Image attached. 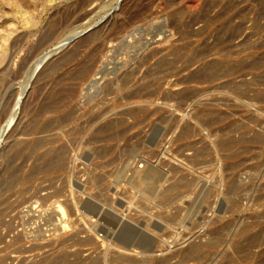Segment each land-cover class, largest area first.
Wrapping results in <instances>:
<instances>
[{
  "label": "rangeland",
  "instance_id": "374dc122",
  "mask_svg": "<svg viewBox=\"0 0 264 264\" xmlns=\"http://www.w3.org/2000/svg\"><path fill=\"white\" fill-rule=\"evenodd\" d=\"M21 2L0 3V264H264V0Z\"/></svg>",
  "mask_w": 264,
  "mask_h": 264
},
{
  "label": "bare ground",
  "instance_id": "6f19581e",
  "mask_svg": "<svg viewBox=\"0 0 264 264\" xmlns=\"http://www.w3.org/2000/svg\"><path fill=\"white\" fill-rule=\"evenodd\" d=\"M0 3H1V5L3 6V8H10V10L11 11H13V9L14 8H16V7H19V4L20 3H22L21 2V0H0ZM208 4V3H207ZM211 5V4H210ZM20 8H21V4H20ZM19 8V9H20ZM25 8V7H24ZM22 9V8H21ZM23 10V9H22ZM7 11V10H6ZM11 11L9 12V16H12V15H10V13H11ZM221 11V10H220ZM209 12V11H208ZM22 14V13H21ZM24 14V13H23ZM23 14H22V16H23ZM15 15V14H14ZM13 15V16H14ZM25 15V14H24ZM27 15V14H26ZM8 16V17H9ZM204 16V15H203ZM219 16V15H218ZM30 18H32V17H30ZM30 18H23L22 17V19H24L23 20V25H24V23L26 24H28V23H32L33 22V20H31ZM219 18V17H218ZM205 20H206V17H205ZM13 21V20H12ZM232 21V20H231ZM9 22V21H8ZM20 22V21H19ZM78 22V21H77ZM189 22V21H188ZM22 23V22H21ZM171 24V23H170ZM173 24V23H172ZM207 24V23H206ZM187 25V24H186ZM205 28V27H204ZM200 30V29H199ZM102 32V31H101ZM189 33V32H188ZM73 34H75V32L73 33ZM192 34H195V33H192ZM4 35V34H3ZM3 35H1L0 34V38H2V40L1 41H4V42H7V39H6V36H3ZM198 35V34H197ZM103 37H105V35L103 36ZM91 40V39H90ZM104 41V40H103ZM4 44V43H3ZM14 44V43H13ZM6 45V44H5ZM4 45V46H5ZM16 45V44H15ZM101 45H103V43L101 44ZM2 49V48H1ZM5 49V48H4ZM101 49V48H100ZM34 52V51H33ZM80 52V51H79ZM1 53H4V50H3V52H1ZM74 51H72L71 53H69V55H67L66 57H64V58H70L71 57V55H73L74 56ZM105 54V53H104ZM1 55V54H0ZM97 55H98V48H94L93 50H92V52H90L87 56H85V57H83V58H81V59H79V60H77V62H75V65L78 67V69H77V71H78V79L80 80V81H82L85 77H87V76H89V74L92 72V70H93V66H94V63L96 62V57H97ZM69 56V57H68ZM77 57V56H76ZM4 58V57H3ZM62 58V57H61ZM60 59V58H59ZM99 59V58H98ZM69 60V59H68ZM67 60V61H68ZM63 60H61V62H62ZM4 61L2 60V58L0 57V64L1 63H3ZM10 62V61H9ZM40 62V61H39ZM59 62H60V60H59ZM60 62V63H61ZM66 62V61H65ZM1 66V65H0ZM8 67H9V65L8 64H6V65H4V66H2L1 68H0V81H3V79H4V74H5V72L7 71V69H8ZM71 71V70H70ZM104 71H106L105 69H104ZM154 71V70H153ZM97 72H99V71H97ZM100 72H102L101 70H100ZM103 74H104V72H102ZM71 74V73H70ZM73 74V73H72ZM96 74H98V73H96ZM102 74V76H103V78H104V75ZM108 75V74H107ZM72 76V75H71ZM101 76V77H102ZM105 76H106V74H105ZM67 77H69V76H67ZM73 77V76H72ZM6 79V78H5ZM76 80V79H75ZM92 80V79H91ZM10 81V80H9ZM88 82H90V81H88ZM100 82V81H99ZM71 83V82H70ZM97 83V82H96ZM69 84V83H68ZM73 84V83H72ZM93 84V86H96V84L93 82L92 83ZM97 84H99V83H97ZM91 85V84H90ZM69 86V85H68ZM98 86V85H97ZM105 86H106V83H105ZM107 88H110V83H107ZM5 87V86H4ZM99 88V87H98ZM106 88V87H105ZM106 88V89H107ZM63 89V88H62ZM135 90H136V88H135ZM28 91V90H27ZM133 94V93H132ZM137 94V93H136ZM66 95V94H65ZM133 95H135V94H133ZM132 95V96H133ZM131 96V95H130ZM129 96V97H130ZM139 96V95H138ZM21 97V96H20ZM134 98V97H133ZM10 99V98H9ZM19 99H18V101L16 102V105L18 106L19 105ZM15 103V102H14ZM12 104V103H11ZM12 106V105H11ZM14 108H16V107H14ZM18 108V107H17ZM49 108V107H48ZM136 109V108H135ZM17 110V109H16ZM54 110V109H53ZM52 110V111H53ZM6 111H8V110H6ZM50 111V110H49ZM16 112V111H15ZM133 112V111H132ZM6 114V113H5ZM133 114V113H132ZM7 115V114H6ZM8 116V115H7ZM7 116H6V118H7ZM15 118H14V116L13 115H11V113H9V118H8V121H6V123H7V126H10L11 125V123H12V121L14 120ZM122 116H119V117H117V120L116 121H119V120H121L122 121ZM2 120V119H1ZM90 121V120H89ZM107 122V121H106ZM111 122H115V121H113V120H108V122L107 123H111ZM46 126V125H45ZM37 128V127H36ZM106 127L104 126H100L99 127V130L96 132V133H98V134H100V136H101V134H103V133H105V131H106V129H105ZM33 130V129H32ZM36 130V129H35ZM35 130H34V133H35ZM185 130V129H184ZM158 131V130H157ZM155 134V133H154ZM32 135H33V133H32ZM157 135V134H156ZM159 135V134H158ZM2 137H3V134L2 133H0V142L2 141ZM100 138V137H99ZM152 138V137H151ZM225 138V137H224ZM39 139V142L43 139L41 136H38L37 137V139L36 140H38ZM89 140V139H88ZM226 140H228V139H226ZM38 143V142H37ZM41 144H43V143H41ZM37 146V145H36ZM38 157V156H37ZM38 159V158H37ZM36 168V167H35ZM30 176V175H29ZM148 176H150V175H148ZM18 179V178H17ZM158 179V178H157ZM168 191V190H167ZM169 193V192H168ZM167 195V194H166ZM92 206V205H91ZM62 213H63V215H64V211H62ZM62 215V216H63ZM64 217V216H63ZM66 217V216H65ZM125 223V222H124ZM129 223V222H128ZM131 224V223H130ZM127 229V228H126ZM125 229H123V231H124ZM129 230V229H128ZM127 231V230H126ZM124 231L123 233H124V235H125V237H124V241H122L123 242V244H124V246H120V247H124V249L126 250V248H130V247H137V248H141L142 249V247L144 248V250H148L149 248H145L144 246H146L145 245V243H143L142 245H140L142 242H143V240L141 241V242H139V244L138 243H135L136 242V240H135V242H132V243H128V241L127 240H129V232L127 231ZM123 235V234H122ZM146 236V235H145ZM73 237V236H72ZM75 237V236H74ZM145 238V237H144ZM145 239H147V238H145ZM148 239H150V238H148ZM92 241H91V239L89 238V239H87V240H84V244H89V243H91ZM151 242V241H150ZM150 242H148V243H150ZM81 243L83 244V241H81ZM148 245V244H147ZM152 245H153V243H152ZM192 245V244H191ZM240 247V246H239ZM38 248V247H37ZM152 248V247H151ZM98 249V248H97ZM184 251H186V250H184ZM198 251H199V247L197 246V245H192L189 249H188V251H187V254L185 255V257L188 259V258H191V257H193V256H195L197 253H198ZM142 252V251H141ZM77 253H79V252H77ZM49 254V253H48ZM62 254H64V253H62ZM65 254H68V253H65ZM47 255V254H46ZM60 256V255H59ZM90 256H91V254H90ZM89 256V257H90ZM96 256H98V255H96ZM95 256V257H96ZM104 256H105V253H104ZM70 257V256H69ZM101 257L102 256H100V258H95V259H93L89 264H102V262L104 263V260L102 261V259H103V257H102V259H101ZM125 257V256H124ZM196 257V256H195ZM61 258H64L63 257V255H62V257ZM61 258L59 259V258H57L56 259V264L58 263V261H61L62 262V260H61ZM86 258V257H85ZM184 257H182V259H183ZM194 258V257H193ZM68 259V258H67ZM81 259H82V257H81ZM87 259H88V257H87ZM87 259H85V260H87ZM105 259H108L107 257L105 258ZM126 259V258H125ZM77 260H80L79 259V257L77 258ZM82 260H84V259H82ZM111 260H112V258H111ZM118 260V259H117ZM120 260V259H119ZM135 260V259H134ZM72 261V260H71ZM90 261V260H89ZM21 262V261H20ZM74 262V261H73ZM105 262H108V260L107 261H105ZM157 262V261H156ZM181 262H182V260H181ZM54 263V264H55ZM77 263V262H76ZM82 263V262H81ZM86 263V262H85ZM158 263V262H157ZM51 264V263H50ZM107 264V263H106Z\"/></svg>",
  "mask_w": 264,
  "mask_h": 264
}]
</instances>
